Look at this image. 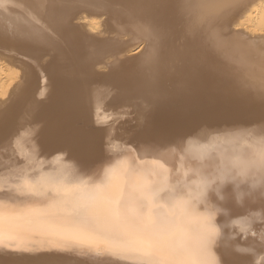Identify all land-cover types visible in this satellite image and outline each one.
Here are the masks:
<instances>
[{
  "label": "bare ground",
  "instance_id": "6f19581e",
  "mask_svg": "<svg viewBox=\"0 0 264 264\" xmlns=\"http://www.w3.org/2000/svg\"><path fill=\"white\" fill-rule=\"evenodd\" d=\"M0 264H264V0H0Z\"/></svg>",
  "mask_w": 264,
  "mask_h": 264
}]
</instances>
